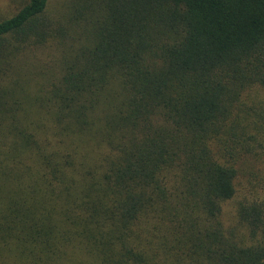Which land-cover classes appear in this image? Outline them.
<instances>
[{"label":"trees","instance_id":"16d2710c","mask_svg":"<svg viewBox=\"0 0 264 264\" xmlns=\"http://www.w3.org/2000/svg\"><path fill=\"white\" fill-rule=\"evenodd\" d=\"M0 264H264V0H0Z\"/></svg>","mask_w":264,"mask_h":264},{"label":"rangeland","instance_id":"374dc122","mask_svg":"<svg viewBox=\"0 0 264 264\" xmlns=\"http://www.w3.org/2000/svg\"><path fill=\"white\" fill-rule=\"evenodd\" d=\"M227 212H226V217H227V220L228 218H231V216L233 215V212L235 211L234 209V203H231L228 207H227Z\"/></svg>","mask_w":264,"mask_h":264}]
</instances>
